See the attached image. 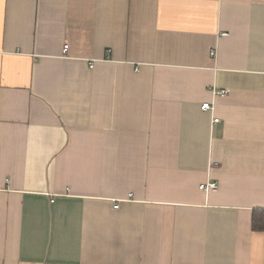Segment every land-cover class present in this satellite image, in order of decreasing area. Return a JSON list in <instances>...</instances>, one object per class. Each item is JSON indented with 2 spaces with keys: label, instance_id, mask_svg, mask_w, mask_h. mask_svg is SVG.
Returning a JSON list of instances; mask_svg holds the SVG:
<instances>
[{
  "label": "crops",
  "instance_id": "obj_1",
  "mask_svg": "<svg viewBox=\"0 0 264 264\" xmlns=\"http://www.w3.org/2000/svg\"><path fill=\"white\" fill-rule=\"evenodd\" d=\"M254 211L264 0H0V264H264Z\"/></svg>",
  "mask_w": 264,
  "mask_h": 264
},
{
  "label": "built area",
  "instance_id": "obj_2",
  "mask_svg": "<svg viewBox=\"0 0 264 264\" xmlns=\"http://www.w3.org/2000/svg\"><path fill=\"white\" fill-rule=\"evenodd\" d=\"M67 52V50H66ZM91 67H94V62L91 64ZM213 95L214 96H223V97H227L229 95V91L226 90V89H221V90H213ZM201 109L202 111H208V112H211L213 113L214 112V104L213 102H207V103H204L202 104L201 106ZM220 120L215 118L213 120V123H218ZM200 189L206 193L210 192V191H217L219 189L218 185L216 183H213V182H208L204 185H202L200 187ZM120 207V203H116L114 205V209H119Z\"/></svg>",
  "mask_w": 264,
  "mask_h": 264
},
{
  "label": "trees",
  "instance_id": "obj_3",
  "mask_svg": "<svg viewBox=\"0 0 264 264\" xmlns=\"http://www.w3.org/2000/svg\"><path fill=\"white\" fill-rule=\"evenodd\" d=\"M252 227L255 231H264V211H254Z\"/></svg>",
  "mask_w": 264,
  "mask_h": 264
}]
</instances>
